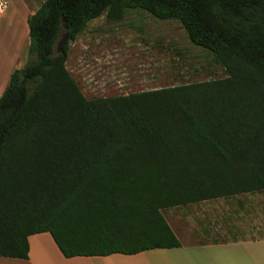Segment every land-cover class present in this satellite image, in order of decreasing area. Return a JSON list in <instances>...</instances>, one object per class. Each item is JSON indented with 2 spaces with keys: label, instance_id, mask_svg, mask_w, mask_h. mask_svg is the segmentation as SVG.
<instances>
[{
  "label": "trees",
  "instance_id": "trees-1",
  "mask_svg": "<svg viewBox=\"0 0 264 264\" xmlns=\"http://www.w3.org/2000/svg\"><path fill=\"white\" fill-rule=\"evenodd\" d=\"M176 21L226 77L87 99L66 68L88 24ZM0 96V257L180 247L169 208L264 192V0H43ZM67 42L57 53L62 35Z\"/></svg>",
  "mask_w": 264,
  "mask_h": 264
},
{
  "label": "rangeland",
  "instance_id": "rangeland-1",
  "mask_svg": "<svg viewBox=\"0 0 264 264\" xmlns=\"http://www.w3.org/2000/svg\"><path fill=\"white\" fill-rule=\"evenodd\" d=\"M27 1L39 7L43 0ZM69 46L66 68L87 99L126 96L226 77L214 56L194 46L178 22L160 21L137 9L128 11L118 24L107 23L105 15L92 20ZM26 60L27 55L24 64ZM248 196L253 202H264V192ZM243 197L219 200L235 206ZM200 204L169 208L163 215L183 223L203 211ZM203 214L210 215L208 211ZM227 235L232 233L212 234L219 239H226Z\"/></svg>",
  "mask_w": 264,
  "mask_h": 264
},
{
  "label": "crops",
  "instance_id": "crops-1",
  "mask_svg": "<svg viewBox=\"0 0 264 264\" xmlns=\"http://www.w3.org/2000/svg\"><path fill=\"white\" fill-rule=\"evenodd\" d=\"M6 2L0 13V96L11 73L23 67L29 45L27 21L39 8L27 0ZM248 195L243 194L235 206L219 199L201 202L203 211L183 223L163 215L179 240L178 248L67 259L49 233H40L28 237L27 259L0 257V264H264V202H253ZM204 211L210 215L205 217ZM213 233L232 235L219 239Z\"/></svg>",
  "mask_w": 264,
  "mask_h": 264
},
{
  "label": "water",
  "instance_id": "water-1",
  "mask_svg": "<svg viewBox=\"0 0 264 264\" xmlns=\"http://www.w3.org/2000/svg\"><path fill=\"white\" fill-rule=\"evenodd\" d=\"M67 42V35L65 34L57 45V53L61 50V47Z\"/></svg>",
  "mask_w": 264,
  "mask_h": 264
},
{
  "label": "built area",
  "instance_id": "built-area-1",
  "mask_svg": "<svg viewBox=\"0 0 264 264\" xmlns=\"http://www.w3.org/2000/svg\"><path fill=\"white\" fill-rule=\"evenodd\" d=\"M7 7L6 0H0V13L3 12Z\"/></svg>",
  "mask_w": 264,
  "mask_h": 264
}]
</instances>
